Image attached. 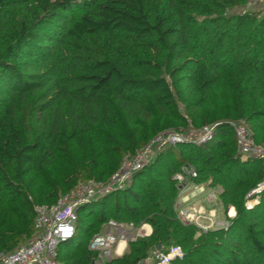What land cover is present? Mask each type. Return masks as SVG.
Here are the masks:
<instances>
[{
  "label": "trees",
  "instance_id": "trees-1",
  "mask_svg": "<svg viewBox=\"0 0 264 264\" xmlns=\"http://www.w3.org/2000/svg\"><path fill=\"white\" fill-rule=\"evenodd\" d=\"M248 0H0V252L35 234V208L107 182L158 134L221 123L205 144L158 152L123 190L85 204L64 264H93L111 220L149 237L106 264H264V161L242 156L231 122L264 145V16ZM221 187L228 229L181 221L175 176ZM258 200L253 207L248 201Z\"/></svg>",
  "mask_w": 264,
  "mask_h": 264
},
{
  "label": "built area",
  "instance_id": "built-area-1",
  "mask_svg": "<svg viewBox=\"0 0 264 264\" xmlns=\"http://www.w3.org/2000/svg\"><path fill=\"white\" fill-rule=\"evenodd\" d=\"M259 8L264 9V0H248L245 6L246 11ZM220 124L215 123L200 129L162 132L135 154H128L118 171L107 182L95 180L81 182L60 196L56 203L37 206L35 208V234L14 251L0 252V264H64L58 259V249L62 243L74 237L79 220V210L82 206L125 189L131 183L133 176L149 164L162 149L181 143L196 145L207 143L213 138ZM231 126L236 134L239 153L245 157L264 161V145L255 141L249 126L243 120L231 122ZM195 178H197V172L189 165H185L175 176L179 185L178 215L185 223L194 222L198 215L203 214L202 207L192 213L186 206L192 199H201L205 196L208 201L216 204L219 202L220 192L210 188L207 184H195ZM263 189L264 183L255 192ZM211 214L213 218L215 217L212 229H228L229 219L234 217L229 213V218L220 220L217 218V210ZM135 230L133 223H120L115 220L103 225L100 232L89 243V251L97 254L93 264L110 262L121 242L128 244L139 238L149 237L152 233L150 231L143 235L141 231L146 230L145 226H142L136 234ZM202 230L206 232L209 229L203 227ZM182 255L180 247L172 248L167 254L151 251L147 259L139 264H170L172 259Z\"/></svg>",
  "mask_w": 264,
  "mask_h": 264
},
{
  "label": "rangeland",
  "instance_id": "rangeland-1",
  "mask_svg": "<svg viewBox=\"0 0 264 264\" xmlns=\"http://www.w3.org/2000/svg\"><path fill=\"white\" fill-rule=\"evenodd\" d=\"M256 11H259V12H262L263 14V16H264V9H261V8H259L258 10H256ZM242 13L243 12H245V9H242V11H241ZM218 192H222V188L221 187H217V188H215ZM256 191V190H255ZM255 191H253L252 193H251V195H253L254 193H258V192H255ZM262 191V190H261ZM258 200L259 199H256V200H252V201H248V203H247V205H248V207L250 206V207H253L255 204H257L258 203ZM194 201H196V203H197V205L196 206H190L189 207V210L192 212V213H194V212H196V211H198L199 210V208L200 207H202L203 208V214H200V215H198L197 216V219L196 220H194V222H191V223H193V224H196V225H198V227H200L201 229L203 228V227H205V228H208L209 230L210 229H212V225H213V220L215 219V217L213 218L211 215V213L212 212H214V210H217V218L218 219H220V220H222V219H227V218H229L230 216H229V213H231L232 214V208H230L228 211H227V213H225V209L223 208V206H220V203L218 202L217 204L216 203H214V202H211V201H208L207 199H206V197L205 196H203V197H201V199H199V198H194V199H192V201L190 202V203H192V202H194ZM190 203H188V204H190ZM187 204V205H188ZM186 205V206H187ZM177 208H178V210L180 209V207L177 205ZM182 208V207H181ZM205 212V213H204ZM236 215V214H235ZM235 215H233V216H235ZM190 223V224H191ZM202 225V226H201ZM142 226H145L146 227V230H142L141 232L143 233V235L144 234H146V233H149V231H148V226L149 225H142ZM142 226H140V227H136V230H135V234L139 231V229H141L142 228ZM152 228V227H151ZM152 234V233H151ZM144 238H146V237H144ZM140 239H143V238H140ZM122 245V244H121ZM120 245V246H121ZM119 246V247H120ZM118 247V248H119ZM117 248V249H118ZM120 249V248H119ZM118 249V250H119ZM117 250V251H118ZM116 251V252H117ZM153 251V250H152ZM159 251V250H158ZM116 252L113 254V259L114 258H117L118 256H116ZM129 252V243L128 244H126V250H125V252H124V254L123 255H121L120 257H122V256H124L126 253H128ZM161 252V251H160Z\"/></svg>",
  "mask_w": 264,
  "mask_h": 264
},
{
  "label": "crops",
  "instance_id": "crops-1",
  "mask_svg": "<svg viewBox=\"0 0 264 264\" xmlns=\"http://www.w3.org/2000/svg\"><path fill=\"white\" fill-rule=\"evenodd\" d=\"M196 205H197V203H196V201H194V202L188 204L187 206H188V207H190V206H193V207H194V206H196ZM232 210H233V211H232V215H235V214H236L235 209L232 208ZM148 227H150V231H153L152 228H151V226H148ZM121 246H122V245H121ZM121 246L119 247L120 249H121ZM125 246H126V244H125ZM119 248H118V249H119ZM118 249H117V250H118ZM120 249L116 252V256H118V257H120L121 255L124 254V252H125V250H126V247H125V250L123 251L122 254L120 253Z\"/></svg>",
  "mask_w": 264,
  "mask_h": 264
},
{
  "label": "bare ground",
  "instance_id": "bare-ground-1",
  "mask_svg": "<svg viewBox=\"0 0 264 264\" xmlns=\"http://www.w3.org/2000/svg\"><path fill=\"white\" fill-rule=\"evenodd\" d=\"M148 231L150 232V227H148ZM121 244H122V246H121V249H120V253L122 254L123 251L125 250V247H126L125 244H126V243H125V242H121L120 245H121ZM120 245H119V246H120Z\"/></svg>",
  "mask_w": 264,
  "mask_h": 264
},
{
  "label": "water",
  "instance_id": "water-1",
  "mask_svg": "<svg viewBox=\"0 0 264 264\" xmlns=\"http://www.w3.org/2000/svg\"><path fill=\"white\" fill-rule=\"evenodd\" d=\"M157 249L160 251V250H161V246L159 245V246L157 247Z\"/></svg>",
  "mask_w": 264,
  "mask_h": 264
}]
</instances>
